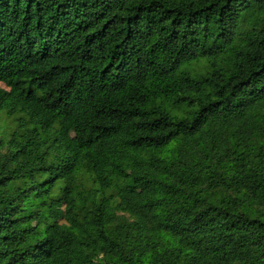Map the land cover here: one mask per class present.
I'll use <instances>...</instances> for the list:
<instances>
[{
	"label": "trees",
	"instance_id": "16d2710c",
	"mask_svg": "<svg viewBox=\"0 0 264 264\" xmlns=\"http://www.w3.org/2000/svg\"><path fill=\"white\" fill-rule=\"evenodd\" d=\"M0 83V264H264V0H0Z\"/></svg>",
	"mask_w": 264,
	"mask_h": 264
},
{
	"label": "rangeland",
	"instance_id": "374dc122",
	"mask_svg": "<svg viewBox=\"0 0 264 264\" xmlns=\"http://www.w3.org/2000/svg\"><path fill=\"white\" fill-rule=\"evenodd\" d=\"M0 86H2V87H3V84H2V83H0ZM2 120H4V117H2Z\"/></svg>",
	"mask_w": 264,
	"mask_h": 264
}]
</instances>
